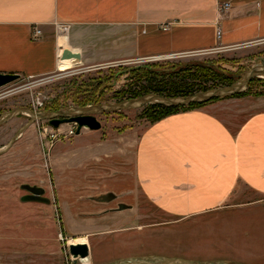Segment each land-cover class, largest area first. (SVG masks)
Returning <instances> with one entry per match:
<instances>
[{
	"label": "crops",
	"instance_id": "0c3cea01",
	"mask_svg": "<svg viewBox=\"0 0 264 264\" xmlns=\"http://www.w3.org/2000/svg\"><path fill=\"white\" fill-rule=\"evenodd\" d=\"M262 41L264 0H0V73L29 79ZM86 133L87 169L129 162L135 188L109 189L99 196L106 202L140 187L180 216L264 207V95L221 99L98 140L100 132ZM121 169L112 176L128 181Z\"/></svg>",
	"mask_w": 264,
	"mask_h": 264
},
{
	"label": "rangeland",
	"instance_id": "374dc122",
	"mask_svg": "<svg viewBox=\"0 0 264 264\" xmlns=\"http://www.w3.org/2000/svg\"><path fill=\"white\" fill-rule=\"evenodd\" d=\"M262 59L264 41L201 54L135 61L113 70L70 68L36 79L21 76L0 89V112L19 106L38 110L50 105L53 98H57L60 109L77 106L76 98L90 90L97 103L119 101L118 92L131 83V73L150 62L211 60L241 76ZM95 81L101 86L87 87ZM260 91H264V83L257 81L250 95ZM143 109L98 115L102 127L92 130L100 132L92 140L148 124L140 117ZM30 118L23 113L0 126V150ZM71 125L64 123L54 128L48 120L36 121L0 155V264H108L125 257L149 255L264 264V207L222 208L197 216H180L161 209L140 187L137 193L106 202L99 196L109 189L122 193L135 188L133 176L125 175L131 171L129 162L111 161L104 170L87 169L82 146L88 128H83L81 134L75 131L72 136L62 135L53 143L45 140L44 129L65 132ZM120 169V176H126L128 181L119 182L112 176ZM25 183L45 188L51 202L22 201L27 194L21 188ZM81 237H89L90 256L75 259L69 244Z\"/></svg>",
	"mask_w": 264,
	"mask_h": 264
},
{
	"label": "water",
	"instance_id": "95a60500",
	"mask_svg": "<svg viewBox=\"0 0 264 264\" xmlns=\"http://www.w3.org/2000/svg\"><path fill=\"white\" fill-rule=\"evenodd\" d=\"M63 59H76V55L66 54ZM19 74L0 73V89L15 83L20 79ZM254 78H264V59L253 65L248 71L239 77L231 85L212 87L204 91H198L187 96H163L155 93L143 95L138 98L123 99L119 101H109L87 106H68L59 110H34L27 106H21L0 113V126L11 121L20 114L27 113L30 120L12 137L5 148L0 150V155L7 152L18 138L29 129V127L39 120H48L50 125L58 128L64 123H73L77 126V134L83 128L99 130L102 127L98 120V115L119 112L123 110L142 109L148 105L163 106H189L194 103H205L216 98H230L239 93L246 92ZM21 188L27 191V195L22 197V201H35L49 204L51 200L45 196V188L28 183L22 184ZM69 252L75 259H85L90 256V246L87 243L69 244ZM108 264H243L228 263L223 260H197L179 256L169 257L160 255L131 256L114 260Z\"/></svg>",
	"mask_w": 264,
	"mask_h": 264
},
{
	"label": "trees",
	"instance_id": "16d2710c",
	"mask_svg": "<svg viewBox=\"0 0 264 264\" xmlns=\"http://www.w3.org/2000/svg\"><path fill=\"white\" fill-rule=\"evenodd\" d=\"M164 65H167L168 67L162 68ZM126 66L128 65H119L116 67L120 68ZM116 67H110L109 69L113 70ZM130 77L131 83L127 84L123 90L118 92L119 100L138 98L150 93L168 97L187 96L212 87L231 85L237 81L240 76L227 72L211 60H203L188 63L150 62L136 68V71L131 73ZM257 81H262L264 83V78H254L246 92L239 93L233 97L239 98L250 95L252 92V86ZM103 82L104 79H101L100 83ZM95 85H98L99 87L101 86L99 82L95 81L94 84H88L87 87L93 88ZM254 95L263 96L264 91L255 92ZM221 99L226 98H216L209 102L194 103L189 106L148 105L144 107L140 117L154 123L179 112L201 108ZM97 102L98 101H95L94 98H92L91 90L81 93L75 100L77 106L98 104ZM45 108L59 110L60 108L57 105V98H53L50 101V105H46Z\"/></svg>",
	"mask_w": 264,
	"mask_h": 264
},
{
	"label": "built area",
	"instance_id": "2783aa9c",
	"mask_svg": "<svg viewBox=\"0 0 264 264\" xmlns=\"http://www.w3.org/2000/svg\"><path fill=\"white\" fill-rule=\"evenodd\" d=\"M230 6L229 3H225L223 5V8H228ZM40 33V31H37V34ZM218 35L220 36L221 35V31L219 30L218 31ZM194 54V53H193ZM185 55V54H184ZM173 56H180V55H173ZM154 59H157V58H146L144 59V61H153ZM52 129V128H51ZM54 129H52V131L48 132V129H44V136H45V140H49L48 142L49 143H53L54 141H56L59 137H61L62 135H65V136H72L75 134V131L77 133V126L76 124H73L70 126V129L69 130H66L65 132H53ZM60 131V130H58Z\"/></svg>",
	"mask_w": 264,
	"mask_h": 264
},
{
	"label": "bare ground",
	"instance_id": "6f19581e",
	"mask_svg": "<svg viewBox=\"0 0 264 264\" xmlns=\"http://www.w3.org/2000/svg\"><path fill=\"white\" fill-rule=\"evenodd\" d=\"M85 241V242H84ZM73 243H87L89 244L88 242H86V239L82 238V239H78L77 242L74 240Z\"/></svg>",
	"mask_w": 264,
	"mask_h": 264
},
{
	"label": "flooded vegetation",
	"instance_id": "af4514ba",
	"mask_svg": "<svg viewBox=\"0 0 264 264\" xmlns=\"http://www.w3.org/2000/svg\"><path fill=\"white\" fill-rule=\"evenodd\" d=\"M19 107H21V106H19ZM38 110L49 111L50 109H46L45 107H42L41 109L39 108ZM0 113H2V112H0ZM20 115H21V114H20ZM20 115H19V116H20ZM48 124H50L49 121H48ZM20 128H21V127H20ZM27 194H28V193H27ZM27 194H26V195H27Z\"/></svg>",
	"mask_w": 264,
	"mask_h": 264
}]
</instances>
